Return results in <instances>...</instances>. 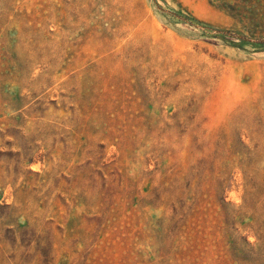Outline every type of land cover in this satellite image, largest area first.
Wrapping results in <instances>:
<instances>
[{
	"label": "rangeland",
	"instance_id": "1",
	"mask_svg": "<svg viewBox=\"0 0 264 264\" xmlns=\"http://www.w3.org/2000/svg\"><path fill=\"white\" fill-rule=\"evenodd\" d=\"M0 264H264V0H0Z\"/></svg>",
	"mask_w": 264,
	"mask_h": 264
}]
</instances>
